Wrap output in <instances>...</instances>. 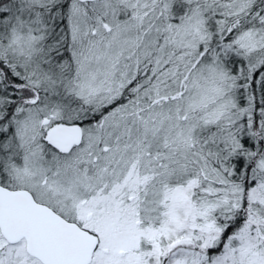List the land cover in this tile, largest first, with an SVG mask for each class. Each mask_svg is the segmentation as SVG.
Here are the masks:
<instances>
[{"label":"snow or ice","instance_id":"obj_1","mask_svg":"<svg viewBox=\"0 0 264 264\" xmlns=\"http://www.w3.org/2000/svg\"><path fill=\"white\" fill-rule=\"evenodd\" d=\"M0 264H264V0H0Z\"/></svg>","mask_w":264,"mask_h":264}]
</instances>
